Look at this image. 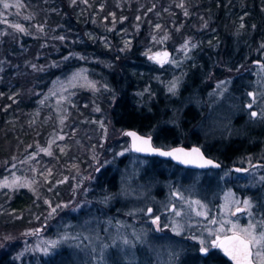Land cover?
I'll use <instances>...</instances> for the list:
<instances>
[{
    "label": "trees",
    "instance_id": "1",
    "mask_svg": "<svg viewBox=\"0 0 264 264\" xmlns=\"http://www.w3.org/2000/svg\"><path fill=\"white\" fill-rule=\"evenodd\" d=\"M236 37L241 49L264 45V0H0V179L24 167L33 153L56 142L54 137L66 135L60 144L66 153L54 146L43 156L52 167L49 175L33 179L36 173L27 165L21 173L31 188L0 190V229L45 218L48 202L63 200L89 173L93 149L101 161L110 158L121 166L120 147L103 140L106 124L148 135L155 130L160 145H189L180 131L191 119L193 108L183 106L198 79L193 72L213 60L212 49L231 50ZM184 47L193 49L191 57L174 76L147 57L148 49L182 53ZM80 69L88 71L92 84L58 97L54 89L60 81ZM178 79L182 83L171 97L167 83ZM204 151L218 161L214 151ZM107 166L96 174L98 179L110 175L111 182L118 169L109 173ZM163 166L152 159L143 174L161 178ZM198 174L193 180L200 184L209 179L208 193L216 189L218 170ZM58 263L54 255L40 264ZM8 264L16 262L10 257Z\"/></svg>",
    "mask_w": 264,
    "mask_h": 264
},
{
    "label": "rangeland",
    "instance_id": "2",
    "mask_svg": "<svg viewBox=\"0 0 264 264\" xmlns=\"http://www.w3.org/2000/svg\"><path fill=\"white\" fill-rule=\"evenodd\" d=\"M240 43L236 37L231 50L212 49L208 58L213 60L203 70L193 72L198 79L187 90L183 106L193 108L191 119L186 120V131H179L180 139L186 141L194 129L200 131L205 142L226 145L231 138L246 141L247 147L237 161L250 167L257 158H264V45L254 48L250 43L241 49ZM164 49H148V59ZM189 50L184 47L182 53L173 52L164 64L167 75L179 72L178 68L191 57L193 49ZM249 62L251 74L245 72ZM242 78L247 81L249 93ZM236 79L241 82L235 84ZM181 83L179 79L167 83L171 97ZM91 84L88 71L80 69L67 74L54 92L65 99L66 91ZM102 128L103 140L120 147L118 159L125 157L123 164L118 167L119 162L110 158L101 161L99 151L93 149L89 173L81 177L80 184L64 192L63 200L48 202L45 218L15 230L0 229V256L6 255L0 264H8L10 257L16 264H40L43 257L54 255L58 264H112L115 260L128 264H182L181 256L190 248L212 251L221 238L234 233L250 240L243 231L250 226L255 237L264 233V174L251 171L243 180L228 169L219 173L216 189L208 193V178L199 185L200 180H193V176L184 178L175 173L172 177L167 170L161 178L143 174L149 163L132 153L126 131L110 124ZM154 133L155 130L149 135ZM65 139L66 135L54 137L56 142L33 153L24 167H15L0 179V190L31 188L30 178L21 173L27 165L36 173L33 179L49 175L52 167L43 156L51 155L54 146L66 153L65 146H60ZM104 150L107 148L101 152ZM101 166L110 167L109 173L118 169L115 178L111 177L112 183L106 181L108 174L98 179L96 173ZM239 207L245 211L236 214ZM251 244L255 262L264 264V241Z\"/></svg>",
    "mask_w": 264,
    "mask_h": 264
},
{
    "label": "flooded vegetation",
    "instance_id": "3",
    "mask_svg": "<svg viewBox=\"0 0 264 264\" xmlns=\"http://www.w3.org/2000/svg\"><path fill=\"white\" fill-rule=\"evenodd\" d=\"M251 59L250 58V54L247 53V60ZM252 64L251 62H249L245 68V72L246 73H250L251 74V70H249V65ZM256 64H260V63H256ZM238 71V70H237ZM236 71V72H237ZM242 71V70H241ZM241 71L239 73H241ZM243 85L246 88V90L249 93V87L247 84V81L245 79H243ZM241 79H236L235 80V84L236 83H240ZM238 120V119H237ZM252 125H250L251 127ZM143 134V133H141ZM191 137H190V144L189 145H185V144H177V145H172V146H165V145H160L158 142L155 141V138L152 135H148V134H144L147 136L152 137V142L153 145L155 147H161V148H172V147H176V146H185V147H192V146H198L200 147L203 151L204 149H210L212 152H215V155L218 156V162L220 163V167L218 169H207V170H218L219 173H223L224 171L231 169V173L233 176H237V175H241V179H245V176L247 175V173H250L251 171H257V173L260 174H264V158H257L254 163L249 167L248 164L243 163V164H239L238 163V157L242 154V152L245 150V148L247 146L246 145V141H242V139L240 138H231L230 143H226V145L224 144H220V143H210V142H205V139H203L202 134L200 133L199 130H192L191 131ZM192 139L197 140L196 142H192ZM214 144V145H213ZM222 145H224V148L221 147ZM204 153L209 156L205 151ZM236 153V155H231V154ZM238 154V155H237ZM137 157L146 160V162L150 163L152 161V159L158 158V157H144V156H140L137 155ZM210 158L214 159L212 156H209ZM161 161L164 162L165 167L162 168V172L164 174V170H167L169 172H172V177L174 176V174H179L181 176H183L184 178L187 177L188 175L193 176V178L195 177L194 174H198L200 172H205L207 170L204 169H191V168H187V167H183L180 166L176 163H174L173 161L170 160H166V159H161L158 158ZM216 160V159H214ZM217 161V160H216ZM236 166H241V167H246L248 170L245 173H239L236 172L235 170H233L234 167ZM189 172H193L194 174H191ZM196 172V173H195ZM199 177L203 176L198 174ZM200 185V183H199ZM231 235H236L234 234H229L227 236H224L223 238H221L217 245L226 237L231 236ZM245 238V237H244ZM215 246L214 249H212V251H208L206 249H202L199 252L198 251H194L191 248L189 250H186L183 252V254L185 256H181L184 257V259H181V263L182 264H222L221 262V258H224L225 260V264H237L236 260H234L232 257H230L229 255H227L225 253V251L222 248H219L218 246ZM235 249V248H234ZM233 250V249H232ZM242 250V247L241 249ZM251 259L253 261L254 264H257L253 258V249H252V244H251ZM236 259H240L242 258V254H238V252L235 254Z\"/></svg>",
    "mask_w": 264,
    "mask_h": 264
},
{
    "label": "water",
    "instance_id": "4",
    "mask_svg": "<svg viewBox=\"0 0 264 264\" xmlns=\"http://www.w3.org/2000/svg\"><path fill=\"white\" fill-rule=\"evenodd\" d=\"M173 56V51L170 49H164L161 51L160 55H155L152 57V62L156 63L159 66H164L169 58ZM128 133H135V136L128 135ZM127 136L130 139L131 151L134 154L144 156V157H158L161 159H166L173 161L174 163L191 168V169H218L220 163L209 156H207L204 151L198 146L185 147V146H176L172 148H161L155 147L152 142V137L141 134L138 130L128 129L126 131ZM146 141L147 143H144ZM137 148L143 150L138 151ZM195 150V151H194ZM162 153H170L168 155H163ZM211 161V163H208ZM233 170L239 173H244L248 169L246 167H234ZM245 211V208L239 207L236 209V214H241ZM248 240L241 235H231L224 238L219 244H223L222 248L227 255L230 257H235V254H242V258L235 259L237 264H254L251 259V243L248 246L247 252L244 251L243 247L240 245L239 240ZM242 247V250H240ZM235 248V249H234ZM227 249V251L225 250ZM233 249V250H232Z\"/></svg>",
    "mask_w": 264,
    "mask_h": 264
},
{
    "label": "snow or ice",
    "instance_id": "5",
    "mask_svg": "<svg viewBox=\"0 0 264 264\" xmlns=\"http://www.w3.org/2000/svg\"><path fill=\"white\" fill-rule=\"evenodd\" d=\"M4 7L7 8L8 5L5 4ZM21 30H23V29H21ZM253 115H255V113H253ZM128 135L135 136V133H128ZM144 143H147V142L144 141ZM137 150H138V151H141V150H143V149H141V148H137ZM194 151H195V150H194ZM162 154H163V155H168V154H170V153H162ZM208 163H211V161H208ZM245 204L247 205L248 202L245 201ZM53 211H55V209H53ZM250 228H251V226H250ZM250 228H249V229H244V230H243L245 233H247V234L251 237L250 240H243V239H240V238H238V237L236 238V239L239 240V243H240V245L243 247V249H244L245 252H247V250H248V246H249V244H250L251 242L260 243L261 241H264V233H261V235L259 236V238H257V237H255L254 235H252V232L250 231ZM125 243H127V241H125ZM217 246H218V247H224L223 244H218ZM225 250L227 251V249H225ZM233 258L235 259V257H233Z\"/></svg>",
    "mask_w": 264,
    "mask_h": 264
}]
</instances>
